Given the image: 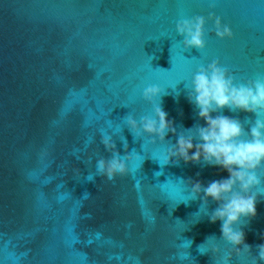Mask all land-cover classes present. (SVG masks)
<instances>
[{"label":"water","instance_id":"obj_1","mask_svg":"<svg viewBox=\"0 0 264 264\" xmlns=\"http://www.w3.org/2000/svg\"><path fill=\"white\" fill-rule=\"evenodd\" d=\"M209 13L232 38L218 40L208 22L204 51H183L177 20ZM211 58L240 81L264 75V0H0V264H215L200 246H231L187 185L228 173L163 165L167 147L204 124L185 84ZM148 85L162 90L152 103L142 97ZM158 103L175 128L162 144L125 124ZM223 114L245 132L257 119ZM102 136L128 157V173L111 181L89 179L96 160L112 155ZM256 195L255 218L234 226L252 257L264 243V194ZM217 206L209 200L207 213Z\"/></svg>","mask_w":264,"mask_h":264},{"label":"clouds","instance_id":"obj_2","mask_svg":"<svg viewBox=\"0 0 264 264\" xmlns=\"http://www.w3.org/2000/svg\"><path fill=\"white\" fill-rule=\"evenodd\" d=\"M208 22L218 40L232 38L231 27L214 13L207 17L181 18L175 24V33L183 37L177 43L184 51L192 48L201 53L204 51L205 25ZM185 87L189 103L194 105L198 118L204 124L188 130L187 134L181 133L175 145L167 147L163 165L170 162L178 165L183 161L185 165L216 166L228 173L227 178L213 180L206 186L199 180L189 181L187 186L190 189L188 199L200 197L203 200L201 211L208 215L210 223H221V239L231 246L222 250L205 243L199 251L203 254L210 250L215 264H231L233 256H251L244 232L234 226L242 218H255L256 193L264 194V75L240 81L218 59L211 58L197 64ZM161 93L158 86L148 85L143 88L142 97L152 103ZM224 109L255 113L257 119L245 132L239 120L223 114ZM125 124L135 137H148L154 144L157 140L162 144L166 134L175 133L173 122L159 103L153 105L150 116H142L137 121L128 115ZM101 143L112 155L108 160L102 157L96 160L95 171L89 179L100 176L111 181L126 175L129 171L128 157L120 156L110 136H102ZM254 188L255 192L252 191ZM209 200L218 205L210 214L206 208ZM210 238L213 237L208 240ZM261 239L264 240V234H261ZM257 260L264 262V243L257 246V256H251V264H257Z\"/></svg>","mask_w":264,"mask_h":264},{"label":"snow or ice","instance_id":"obj_3","mask_svg":"<svg viewBox=\"0 0 264 264\" xmlns=\"http://www.w3.org/2000/svg\"><path fill=\"white\" fill-rule=\"evenodd\" d=\"M184 51V50H183Z\"/></svg>","mask_w":264,"mask_h":264}]
</instances>
